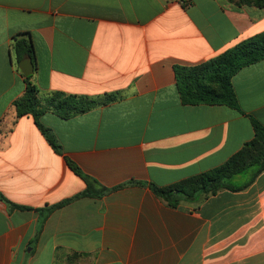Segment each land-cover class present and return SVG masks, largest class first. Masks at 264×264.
I'll return each mask as SVG.
<instances>
[{
  "label": "crops",
  "instance_id": "0c3cea01",
  "mask_svg": "<svg viewBox=\"0 0 264 264\" xmlns=\"http://www.w3.org/2000/svg\"><path fill=\"white\" fill-rule=\"evenodd\" d=\"M254 1L0 0V264H264V172L178 208L148 186L226 162L254 138L247 114L264 125V60L232 78L241 111L183 104L175 71L264 33ZM16 38L34 47L43 102L118 97L69 119L42 115L62 154L32 116L17 118ZM64 156L109 192L46 217L86 190Z\"/></svg>",
  "mask_w": 264,
  "mask_h": 264
},
{
  "label": "trees",
  "instance_id": "16d2710c",
  "mask_svg": "<svg viewBox=\"0 0 264 264\" xmlns=\"http://www.w3.org/2000/svg\"><path fill=\"white\" fill-rule=\"evenodd\" d=\"M254 3L264 6V0H255ZM14 49L19 61L27 57L34 61L35 52L30 41L16 38ZM261 60H264V33L253 36L199 65L177 66L175 68L177 87L182 103L186 105H225L241 111L232 78L242 68ZM31 79L32 76L25 77V92L13 104L17 118L32 116L38 129L58 154L63 153L61 145L52 130L40 121L46 111H52L63 119H69L74 115L110 104L118 99L116 95L94 99L87 96L55 93L43 102L39 97L38 88L31 82ZM246 117L252 124L254 138L246 142L226 162L170 185L158 186L150 183L148 186L151 191L169 207L178 208L182 202L197 203L202 197L215 196L223 190L237 192L248 188L264 172V125L253 115L247 114ZM64 160L70 170L85 182L86 190L73 198L47 208L46 217L55 209L76 199L99 198L109 192L107 188H99L98 181L86 175L71 158L64 156ZM244 173L250 175L244 183L239 185L231 183L233 177ZM0 200H6L2 194H0Z\"/></svg>",
  "mask_w": 264,
  "mask_h": 264
},
{
  "label": "water",
  "instance_id": "95a60500",
  "mask_svg": "<svg viewBox=\"0 0 264 264\" xmlns=\"http://www.w3.org/2000/svg\"><path fill=\"white\" fill-rule=\"evenodd\" d=\"M20 68L25 77H30L34 74V64L31 58L21 61Z\"/></svg>",
  "mask_w": 264,
  "mask_h": 264
},
{
  "label": "rangeland",
  "instance_id": "374dc122",
  "mask_svg": "<svg viewBox=\"0 0 264 264\" xmlns=\"http://www.w3.org/2000/svg\"><path fill=\"white\" fill-rule=\"evenodd\" d=\"M249 174L248 173H244L242 175H238V176H235L233 177V179L231 180V183L232 184H235V185H239V184H242L244 183L248 178H249ZM204 198V197H202ZM202 200V199H201Z\"/></svg>",
  "mask_w": 264,
  "mask_h": 264
}]
</instances>
